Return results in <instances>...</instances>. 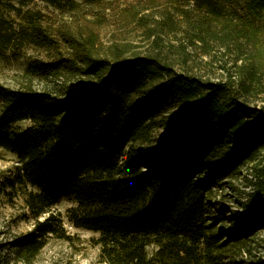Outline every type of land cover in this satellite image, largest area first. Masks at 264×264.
Listing matches in <instances>:
<instances>
[{
  "label": "trees",
  "instance_id": "1",
  "mask_svg": "<svg viewBox=\"0 0 264 264\" xmlns=\"http://www.w3.org/2000/svg\"><path fill=\"white\" fill-rule=\"evenodd\" d=\"M44 8L65 25L49 28ZM110 26L142 29L154 47L181 34L230 51L237 73L204 78L159 53L103 57L95 42ZM29 44L55 52L27 67L54 88L0 82V149L34 188L25 200L36 219L0 244L11 264H33L62 234L49 212L62 198L75 227L98 233L105 264H263L247 245L264 225V105L246 99L255 72L238 61L244 51L264 59V0H0V51ZM247 165L250 190L234 199L244 212L226 215L224 187L238 192L230 181Z\"/></svg>",
  "mask_w": 264,
  "mask_h": 264
},
{
  "label": "rangeland",
  "instance_id": "2",
  "mask_svg": "<svg viewBox=\"0 0 264 264\" xmlns=\"http://www.w3.org/2000/svg\"><path fill=\"white\" fill-rule=\"evenodd\" d=\"M39 6H43V4L36 2L33 7ZM44 9L48 16L45 23L49 28L56 30L65 25L57 12ZM151 40L147 38L142 29L134 28V26L125 28L110 26L102 29L97 36L95 42L97 51L95 52L108 58H111L115 53H120L123 56L149 52L159 53L166 62L174 65L176 69L192 70L204 78L229 73L236 75L237 73V67L233 66L234 56L230 51H203L200 47L186 42L181 34H177V36L174 34L164 35L157 41V47H154ZM51 52L55 53L47 47L43 48L32 44L26 45L20 50L0 51V82L15 89L21 87L54 88L53 78L33 76L27 71L30 63L48 61L47 55ZM256 53L257 51H244L242 60H239L238 64L250 66L255 72L253 78H244L245 86L249 89L245 96L250 104L261 106L264 105V59H259L255 56ZM28 125V121H20L16 122L13 127L23 128ZM17 165L18 160L15 155L0 149V244L30 232L36 222L25 200L26 192L34 190V188L23 185L15 179ZM251 175V165H247L243 167L240 178L237 177L230 181L231 185L238 189V192L230 189L228 184L225 185L223 194L227 198H225L224 205L229 207L226 215L232 216V213H236L237 217H240V214L244 212V210H238L234 199L244 200L250 188L245 186L246 181L243 176L251 178ZM73 205L74 202L70 198H62L50 209L49 212L59 216L63 232L60 236H47L46 244L33 264H105L99 258V245L96 242L98 233L77 228L69 221L67 211ZM45 215L42 214L38 220H43ZM230 220H228L229 223L234 221ZM251 220L253 218L245 217L237 227H246ZM228 227H232V224H229ZM250 238L247 247L249 246L248 248L251 249L252 258H260L264 264V225ZM232 253L235 255V261H239L240 256L236 250ZM243 259H245L244 256ZM0 264H11L6 257L4 248H0Z\"/></svg>",
  "mask_w": 264,
  "mask_h": 264
},
{
  "label": "built area",
  "instance_id": "3",
  "mask_svg": "<svg viewBox=\"0 0 264 264\" xmlns=\"http://www.w3.org/2000/svg\"><path fill=\"white\" fill-rule=\"evenodd\" d=\"M244 255L246 256V254L244 253Z\"/></svg>",
  "mask_w": 264,
  "mask_h": 264
}]
</instances>
